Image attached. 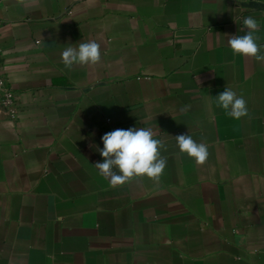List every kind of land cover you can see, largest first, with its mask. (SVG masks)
Returning a JSON list of instances; mask_svg holds the SVG:
<instances>
[{
    "label": "crops",
    "instance_id": "0c3cea01",
    "mask_svg": "<svg viewBox=\"0 0 264 264\" xmlns=\"http://www.w3.org/2000/svg\"><path fill=\"white\" fill-rule=\"evenodd\" d=\"M247 16L264 45V0H1L0 264H264V63L228 45ZM90 37L100 62L65 68ZM226 86L248 116L216 106ZM140 127L166 148L159 185L113 188L101 138Z\"/></svg>",
    "mask_w": 264,
    "mask_h": 264
},
{
    "label": "clouds",
    "instance_id": "9594fccd",
    "mask_svg": "<svg viewBox=\"0 0 264 264\" xmlns=\"http://www.w3.org/2000/svg\"><path fill=\"white\" fill-rule=\"evenodd\" d=\"M243 26L246 34L228 39L233 55L254 58L264 63V53H261L264 45L257 43L258 37L255 35L259 30L258 21L247 16L243 19ZM61 60L69 70L76 66L96 65L101 60V45L90 37L87 42L66 47L61 53ZM216 106L236 120L249 115L246 100L228 86L216 97ZM189 107L185 106L181 111H187ZM154 135L151 128L144 127L116 129L105 133L101 138L103 148L98 149L103 162H97L95 168L113 188L143 177L159 185L167 166V159L161 156L160 149L166 148L164 142L155 139ZM175 140L180 153L194 159L198 166L206 163L209 156L207 144L196 142L190 134L178 135ZM49 259H54V256Z\"/></svg>",
    "mask_w": 264,
    "mask_h": 264
},
{
    "label": "built area",
    "instance_id": "2783aa9c",
    "mask_svg": "<svg viewBox=\"0 0 264 264\" xmlns=\"http://www.w3.org/2000/svg\"><path fill=\"white\" fill-rule=\"evenodd\" d=\"M1 2V0H0ZM0 109L8 117H15L17 114V106L15 104V95L11 88L6 86V81L0 64Z\"/></svg>",
    "mask_w": 264,
    "mask_h": 264
},
{
    "label": "water",
    "instance_id": "95a60500",
    "mask_svg": "<svg viewBox=\"0 0 264 264\" xmlns=\"http://www.w3.org/2000/svg\"><path fill=\"white\" fill-rule=\"evenodd\" d=\"M246 5V4H245Z\"/></svg>",
    "mask_w": 264,
    "mask_h": 264
}]
</instances>
